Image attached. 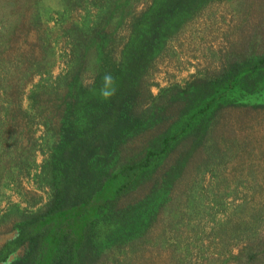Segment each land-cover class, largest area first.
<instances>
[{"label":"trees","instance_id":"trees-1","mask_svg":"<svg viewBox=\"0 0 264 264\" xmlns=\"http://www.w3.org/2000/svg\"><path fill=\"white\" fill-rule=\"evenodd\" d=\"M136 2L102 0L96 15L67 32V69L41 95L55 105L43 120L35 175L46 199L0 215V232L9 234L0 263L137 264L169 242L167 228L194 232L188 202L193 191L203 194L194 188L206 173L212 204L213 193L225 195L215 189L237 154L256 159L252 179L261 180L264 0H149L139 10ZM215 2L232 8L236 30L222 37L214 63L152 92L157 60ZM108 73L116 92L104 99ZM248 236L237 264H264V236L257 229Z\"/></svg>","mask_w":264,"mask_h":264},{"label":"rangeland","instance_id":"rangeland-1","mask_svg":"<svg viewBox=\"0 0 264 264\" xmlns=\"http://www.w3.org/2000/svg\"><path fill=\"white\" fill-rule=\"evenodd\" d=\"M101 1L0 0V215L13 210L14 204L20 208L38 206L46 199L35 175L43 159L39 149L45 135L43 120L55 105L41 95L67 69V32L96 15ZM148 1L137 0L136 10ZM233 20L227 4L215 2L203 8L157 60L150 74L152 92L169 79H186L195 66L214 63L222 37L236 30ZM43 105V113L36 117L37 108ZM257 133L264 139V128ZM249 157L237 154L222 169L226 182L215 190L224 189L225 195L220 198L221 194L213 193L216 203L208 202L210 174L199 178L196 183L202 188L194 190L203 194L193 191L188 202L192 220L187 222L194 232L178 223L167 228L169 242L151 246L137 264H237L250 232L257 229L264 236V175L260 171L264 161L257 158L255 171L262 178L255 185L252 164L256 159ZM261 158L264 160V155ZM204 193H208L206 197ZM242 204L245 207L240 213ZM202 205L206 212L201 211ZM0 235L1 244L9 234ZM175 235L178 241L174 244Z\"/></svg>","mask_w":264,"mask_h":264},{"label":"clouds","instance_id":"clouds-1","mask_svg":"<svg viewBox=\"0 0 264 264\" xmlns=\"http://www.w3.org/2000/svg\"><path fill=\"white\" fill-rule=\"evenodd\" d=\"M116 87L115 80L110 73L105 74L103 77V86L100 89V95L104 99H109L115 95Z\"/></svg>","mask_w":264,"mask_h":264}]
</instances>
